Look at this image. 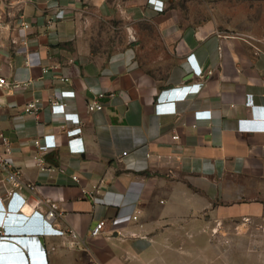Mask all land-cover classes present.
<instances>
[{"label":"crops","instance_id":"obj_1","mask_svg":"<svg viewBox=\"0 0 264 264\" xmlns=\"http://www.w3.org/2000/svg\"><path fill=\"white\" fill-rule=\"evenodd\" d=\"M166 3L0 0V74L28 82L19 98L0 92V133L21 173L13 188L0 170V197L15 190L13 206L20 197L29 204L8 211L0 201L9 231L0 243L17 255L7 264H39L31 258L37 252L46 264H228L225 252L212 260L207 248L181 254V242L197 247L211 219L264 220V45L252 35L181 25L180 14L156 11ZM20 16L34 20L26 35ZM100 21L123 23L108 30L117 38L104 46ZM51 65L66 79L42 73ZM31 98L41 103L37 116L23 110ZM49 101L63 112L44 106ZM94 101L102 110L87 109ZM165 103L173 114L155 112ZM45 135L57 147L43 161L65 173L35 166L34 141ZM93 191L122 194L136 220L115 219L116 209L94 203ZM49 203L60 212L53 227L75 238L37 235L52 231L30 205L44 214ZM98 220L105 226L91 239ZM255 229L242 264H264V223Z\"/></svg>","mask_w":264,"mask_h":264},{"label":"rangeland","instance_id":"obj_2","mask_svg":"<svg viewBox=\"0 0 264 264\" xmlns=\"http://www.w3.org/2000/svg\"><path fill=\"white\" fill-rule=\"evenodd\" d=\"M166 2V7L158 6L156 11L180 14L183 19L181 25L195 27L206 25L219 31L252 35L259 38L264 45V0H166ZM142 28L150 29L147 26ZM99 29L106 32L98 39L100 45L104 46L117 38L108 34V30H123V23L100 21ZM260 223H264V220L238 218L219 222L211 219L197 247L184 241L181 242L179 250L183 254L195 252L197 248L201 250L207 248L209 249L207 255L212 260L218 257L221 251L226 253L228 264H242L249 261L247 254L251 253L248 249L253 248L252 235ZM243 224H247L248 227ZM207 243L210 244V248L207 247ZM214 264H219L218 260Z\"/></svg>","mask_w":264,"mask_h":264},{"label":"built area","instance_id":"obj_3","mask_svg":"<svg viewBox=\"0 0 264 264\" xmlns=\"http://www.w3.org/2000/svg\"><path fill=\"white\" fill-rule=\"evenodd\" d=\"M51 18L48 19V22L51 23ZM34 23V20L26 21L23 19L22 16H20V23L19 28L20 30L26 35L27 32L32 28V24ZM5 26V17L3 13H0V30ZM189 63L190 67L192 68L193 72L201 76L202 75V69L194 63L193 59L190 58ZM58 66L51 65L48 67H42L41 71L42 73H46L48 71L54 72V78L59 80H65L62 75L58 73ZM28 86V82L26 81H18V80H8L5 76L0 74V92L5 91L7 94H10L11 96H14L15 98L21 97V92L26 89ZM113 96V95H111ZM100 98L103 97V95H99ZM40 101L38 99H28L26 100L23 110L25 113L37 116L38 113L41 110ZM12 106V105H11ZM47 108H50L51 111H54L56 108L62 109L61 112H63V104H60L56 101H49L46 103ZM103 106L99 102H92L88 104L87 109L89 111H95V110H102ZM175 111V108L171 106V103H165V104H156L155 105V112L161 113V114H173ZM63 114V113H62ZM64 116V114H63ZM173 140L177 141L179 139L178 136H173ZM34 145L37 149V153L33 156L34 164L37 168H39L41 171L46 172H54L59 171L61 173H65L64 169H55L45 164L43 161V155L51 152L57 147V143L55 141L54 135H45L42 138H39L34 141ZM13 152H12V146L9 139L0 133V170L4 173L3 181L6 184L11 185L13 188H17L21 184V173L19 169L14 167V158H13ZM71 179L74 181H77V177L75 174L71 175ZM27 189H29L31 192H34L35 186L33 184L26 185ZM81 194L85 195V191L81 190ZM112 195V194H111ZM90 196L93 199V202L96 204H103L107 207H111L116 209V215L115 219H132L136 220L137 216L132 215V209L133 205L124 204L125 197L122 194H113L112 197H110L109 193H105V195L102 198H99L96 196V191H93L90 193ZM19 195L15 190H9L4 198L0 197V201L3 202V206L6 207L9 204V202L16 201L18 199ZM25 205H29L25 198L20 197V200H18L17 204L13 206L14 209L22 210ZM32 209V216H35L37 214L40 215V218L43 219L44 223L51 229L52 232H48L42 229H37L35 232L39 234V236H47V235H54V236H62L64 234H68L70 237L75 238L76 234L74 231L70 230L68 233H65L64 231L60 229H55L53 227L55 218L60 215V212L58 211L57 205L55 203H49L47 205V211L42 214L37 211V205L33 204L30 205ZM12 215V214H9ZM0 224H2V221L0 220ZM105 226V220H98L95 225L90 229L89 238L95 239L99 237L103 231V228ZM0 235L4 236V232L0 230ZM44 252V251H43ZM31 258H34L35 261H39V264H46L45 259V253L44 258L40 255L39 252L36 253V257L31 256ZM33 262V261H32Z\"/></svg>","mask_w":264,"mask_h":264},{"label":"water","instance_id":"obj_4","mask_svg":"<svg viewBox=\"0 0 264 264\" xmlns=\"http://www.w3.org/2000/svg\"><path fill=\"white\" fill-rule=\"evenodd\" d=\"M21 244H25V241L20 240ZM12 246L0 243V263L1 264H7V263H13L15 259L17 258V255L13 252L14 250Z\"/></svg>","mask_w":264,"mask_h":264},{"label":"clouds","instance_id":"obj_5","mask_svg":"<svg viewBox=\"0 0 264 264\" xmlns=\"http://www.w3.org/2000/svg\"><path fill=\"white\" fill-rule=\"evenodd\" d=\"M6 210H8V211H10V210H15V209L13 208V201H12V200H11V201L9 202V204L7 205ZM0 230H1L2 232H4V236H7L5 233H9V231H8L5 227H3L2 224H0ZM37 235L39 236V234H37ZM0 237H2V236L0 235Z\"/></svg>","mask_w":264,"mask_h":264}]
</instances>
